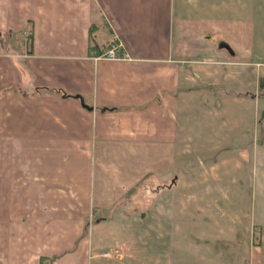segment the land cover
Masks as SVG:
<instances>
[{
  "label": "crops",
  "instance_id": "0c3cea01",
  "mask_svg": "<svg viewBox=\"0 0 264 264\" xmlns=\"http://www.w3.org/2000/svg\"><path fill=\"white\" fill-rule=\"evenodd\" d=\"M255 2L0 0V264H107L104 231L135 219L127 194L173 173L176 216L164 203L146 213L145 237H158L155 217L164 230L176 218L172 239L224 240L230 264H264L252 231L238 241L232 219L201 210L203 192L221 195L212 206L229 200L227 167L244 151L235 143L249 147L250 112L254 138L264 130L254 121L264 95L251 85L264 78ZM113 43L123 59L95 58ZM212 159L225 171L201 169ZM153 254L127 264H153Z\"/></svg>",
  "mask_w": 264,
  "mask_h": 264
},
{
  "label": "rangeland",
  "instance_id": "374dc122",
  "mask_svg": "<svg viewBox=\"0 0 264 264\" xmlns=\"http://www.w3.org/2000/svg\"><path fill=\"white\" fill-rule=\"evenodd\" d=\"M255 5L257 6V10H260L262 8V11L257 14L259 17V24L263 26V28L260 27L259 32L261 33L260 36L262 37L263 41L261 47L262 49H264V7L260 0H256L255 4H251L252 7H254ZM29 35L30 31H25L22 36L25 39L26 48H29L31 50L32 38H30ZM8 37L7 40H10L11 42L9 43L10 47L8 52L12 54H19L20 49L17 45L16 39L14 38V35L11 34ZM105 50L106 48L104 49V51ZM28 53L30 54L31 51ZM255 81V79L252 80L251 85L254 87L257 86L259 88L260 94L264 95V88H261L262 86L264 87V78H260L259 80H257V82ZM260 118H264V107L259 109V111L255 115V127H257V123L261 121ZM249 120L251 126L246 121H244L243 124L245 129L244 132H246L245 136H248V138L250 137L251 139L249 147L248 149H246L247 147L245 146V144L249 141L246 139L245 142V138L241 143H235L234 145L239 144L243 146L244 148L241 149H243L244 151H242V154H239L241 157L240 159L230 160L227 167L228 171L230 172L229 174H231L228 178V181H226L228 189L226 191V197L229 200L225 202L226 204H223L221 206H212V202L210 200H212L213 198L220 199L221 195L217 193L215 196V193L213 192H205L206 194H204V192L202 191L203 200L201 204L203 206H201V210L203 211V216H210L212 214V216H218L219 221L225 222L228 218L232 219L233 223L228 222V226H232L234 227V229L239 231L238 241L246 240L245 235L249 234V232L252 231L250 239L251 242L254 245H260L261 247H264V229L262 228L261 224H258H264V130L262 135H258L257 133V137L255 136L254 138L252 126L253 119L251 112L249 113ZM263 122L264 120H262L260 123H262L264 126ZM247 124L249 125L248 133L246 130ZM204 161L206 163V166L201 167V169H203L204 171L210 170L212 167L213 169L218 168L221 171H225V166L223 168H220V163L223 162L222 160L212 159ZM215 162L217 163V166L214 165ZM188 171L189 170H187L186 172ZM198 173L199 171H196L197 175ZM174 175L175 173H173V175L170 174V178L163 185H158L156 182L152 183L151 180L144 179L141 183L137 184V186L134 187L130 191V193L127 194L126 198H131L129 199V201H131V205L136 206L135 209H133L134 207L131 208L132 211H135L131 213V215L134 216L135 219L133 218L132 221H130V223L126 225L128 229L124 228L121 230L118 226H113L104 231L106 232V235H109L107 244L104 245L108 250H114L112 258L107 259V264H120L118 263V260L121 258H124V264H127L128 258H131L133 260H148V256L146 257L147 252H152V254L154 253V261H152L154 262L153 264H166L168 259L170 260L169 264H230V260L229 258H227L226 244L224 240L223 242L216 243L215 241L209 240L207 238L190 240L189 238L185 239L175 237L172 239L170 233L169 235H167L166 232L173 231L174 227L176 226V218L175 220H173L175 224H171L169 229L164 230L163 224L164 226L167 224L164 222L161 224L162 219L160 218L157 222V218L155 217V236L156 234H158V237H145V234L150 232L149 227L151 225L147 224L146 219H143L145 218L146 213L150 215V219L152 215L155 216V214L158 212L161 207L160 204L164 203L165 215H169V217H171L172 215L176 216V211L178 210L177 200L183 193L177 192V188L173 187L175 180L172 179ZM207 182L208 181H206V183ZM162 188L165 190L164 192L160 193ZM151 198L154 200L155 204L153 207L154 213L148 211V208L144 207V203V205H140V200L145 201ZM224 198L225 197H223V199ZM205 201L206 203H204ZM220 202L223 203L222 200ZM157 204L159 205L156 206ZM129 208L130 207L127 206L126 209ZM205 213H207V215H204ZM141 215L143 217H141ZM99 217L105 218L106 216H93L91 218V221H88L95 222V219H98ZM204 218L208 220L206 217ZM253 223L255 226H253ZM163 233L164 235H162ZM122 248H125L128 251L130 250L131 253L126 252L125 254H123L124 251H122ZM167 250L169 255L167 253ZM128 253L132 255H128ZM140 264H142V262H140Z\"/></svg>",
  "mask_w": 264,
  "mask_h": 264
},
{
  "label": "built area",
  "instance_id": "2783aa9c",
  "mask_svg": "<svg viewBox=\"0 0 264 264\" xmlns=\"http://www.w3.org/2000/svg\"><path fill=\"white\" fill-rule=\"evenodd\" d=\"M124 57L125 55L121 52V44L119 43L117 44L113 43L100 55L95 56V58L98 60H109V61L121 60Z\"/></svg>",
  "mask_w": 264,
  "mask_h": 264
},
{
  "label": "trees",
  "instance_id": "16d2710c",
  "mask_svg": "<svg viewBox=\"0 0 264 264\" xmlns=\"http://www.w3.org/2000/svg\"><path fill=\"white\" fill-rule=\"evenodd\" d=\"M8 35H10V32L8 33V34H6V36H8ZM4 37L5 36H1L0 37V42H1V44L4 46ZM29 37L31 38V36L29 35ZM261 86H262V83H261ZM261 88H264L263 86L261 87ZM63 97H65V98H67V97H74V98H78V99H80L79 98V96H68V95H66V94H64V93H62L61 94Z\"/></svg>",
  "mask_w": 264,
  "mask_h": 264
}]
</instances>
